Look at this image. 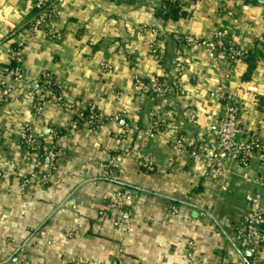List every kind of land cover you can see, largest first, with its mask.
I'll return each instance as SVG.
<instances>
[{"label":"crops","instance_id":"0c3cea01","mask_svg":"<svg viewBox=\"0 0 264 264\" xmlns=\"http://www.w3.org/2000/svg\"><path fill=\"white\" fill-rule=\"evenodd\" d=\"M32 4L0 0V90L5 82L12 91L10 100L0 104V264L20 259L75 264L77 257L90 264L236 261L235 228L246 211V197L259 189L261 159L247 167L226 159V172L217 182L203 174L200 160L178 151L174 141L198 145L207 140L224 110V94L244 99L241 123L264 136V5L196 0L183 7L184 17L174 20L156 15L157 1L58 0L53 25L64 38L56 41L44 31L31 35L27 29ZM219 34L256 55L252 70L247 57L232 63L222 54L213 62L204 47H184L178 39L211 40ZM152 39L162 45L161 61L150 54ZM19 43H24V71L32 89L49 73L69 102L81 101L106 115L120 113L122 124L107 123L98 132L81 124L69 134L74 112L56 102H48L36 116L24 98L30 89L2 75ZM155 76L170 82L168 95L136 89V77ZM156 115L170 122L166 131L148 139L132 130L121 140L124 124L143 127ZM25 125L42 134L47 145L65 151L58 175L48 184L38 179L23 184L34 171L33 157L23 156L18 137ZM120 152L122 173L100 166ZM145 155L156 162L155 170L141 166ZM125 188L134 189L135 196L119 207L111 196ZM120 216L130 224L116 225ZM40 230L45 234L37 237ZM190 242L197 246L192 257ZM246 256L264 264V244Z\"/></svg>","mask_w":264,"mask_h":264},{"label":"built area","instance_id":"2783aa9c","mask_svg":"<svg viewBox=\"0 0 264 264\" xmlns=\"http://www.w3.org/2000/svg\"><path fill=\"white\" fill-rule=\"evenodd\" d=\"M32 5L33 9L37 10V13L31 15L27 21V29L31 35L39 31H44L50 39L61 41L64 38V34L57 31L53 25L57 14L58 0H33ZM178 39L184 47H204L213 62H216L222 54L226 55L232 63L240 59H246L248 56V50L226 42L223 34H219L211 40L198 39L190 35H183L178 37ZM18 45L19 47L13 49L11 54V61L15 62V66L4 70L2 75H7L13 83L24 84L27 89H30L24 98L32 102L33 111L36 116H41L48 102H56L74 112V119L68 129L69 134H73L79 130L81 125L80 121L90 132L100 131L107 123H113L115 125L122 124L125 118L120 113L106 115L89 104H83L81 101L69 102L62 85L49 73H44L37 87L32 89V85L27 81L24 71V55L22 50L24 43H19ZM261 49L264 52V48ZM149 51L156 60L161 61L163 59V48L159 41L150 40ZM103 66L104 69L111 70L108 64H103ZM3 85L4 87L0 90V104L7 103L12 95L10 87L5 82H3ZM135 87L140 92L154 90L164 96L168 95L172 89V85L167 79L156 76L148 80L136 77ZM223 98L225 100L224 110L217 123L210 128V132L207 134V140L198 145H194L187 139L179 138L174 141V144L178 151L182 153L188 152L193 158L200 160L204 165L203 174L217 182L222 180L226 172V159H233L244 167L249 166L257 157L261 159L262 169L256 179L259 189L246 197V211L241 215L235 228L236 246L239 257L236 261L227 263L259 264L255 258L249 260L246 254L248 251H258L264 244V136L260 133L249 131L248 127L241 123L240 116L245 107V101L242 97L224 94ZM254 102L259 104L258 99H255ZM189 116L194 118L195 112L190 110ZM169 126L170 122L162 115L154 116L143 127H130V125L124 124L123 128L125 132L122 133L121 140L125 141L127 134L132 130L145 135L148 139H152L157 134L166 131ZM18 137L23 156H31L34 161V171L30 176L24 177L23 184L27 185L36 179L43 184L50 183L59 173L65 151L55 143L48 145L44 143L43 135L36 133L31 125H25L20 130ZM3 140L4 129L0 126V150ZM123 158L124 153L120 152L114 155L110 161L100 166L113 174L122 173L123 170L120 163L123 161ZM173 162H170L169 166H172ZM140 164L147 171H153L157 167L156 162L150 155L141 157ZM110 178L114 179V176L112 175ZM134 196V189L125 188L123 191H118L113 194L111 199H114L117 206L123 207L126 203L132 201ZM177 213V208L174 207L172 214L176 215ZM103 217H106V215L104 214ZM115 224L118 226L121 224L128 226L130 222L123 220L120 216ZM44 234L45 232L43 230L36 231L35 233L37 237L43 236ZM196 247L195 242L189 243V257L193 256ZM16 263L28 264L23 259H20ZM74 263L90 264L81 257L75 258Z\"/></svg>","mask_w":264,"mask_h":264},{"label":"trees","instance_id":"16d2710c","mask_svg":"<svg viewBox=\"0 0 264 264\" xmlns=\"http://www.w3.org/2000/svg\"><path fill=\"white\" fill-rule=\"evenodd\" d=\"M127 2H136L137 0H126ZM252 3H259L257 0H248ZM37 13L36 9H33L32 15ZM156 15L162 19H179L180 17H184L186 15L185 11L181 9L179 4L173 0H162L161 4L156 8ZM19 47L18 44L13 46V49H17ZM247 60L250 62L251 70L255 65L256 55L253 53H248ZM15 66V62L11 61V63L5 67V70H8ZM80 124L82 122L80 121Z\"/></svg>","mask_w":264,"mask_h":264},{"label":"rangeland","instance_id":"374dc122","mask_svg":"<svg viewBox=\"0 0 264 264\" xmlns=\"http://www.w3.org/2000/svg\"><path fill=\"white\" fill-rule=\"evenodd\" d=\"M150 1H151V2H152V1H157L159 5H160L161 2H162V0H150ZM173 1H176V2L179 4V6L181 7V9L183 10V7L186 6V4H189L190 2H194V1H196V0H173ZM159 5H158V6H159ZM183 11H184V10H183Z\"/></svg>","mask_w":264,"mask_h":264},{"label":"water","instance_id":"95a60500","mask_svg":"<svg viewBox=\"0 0 264 264\" xmlns=\"http://www.w3.org/2000/svg\"><path fill=\"white\" fill-rule=\"evenodd\" d=\"M259 3H261L262 5H264V0H257Z\"/></svg>","mask_w":264,"mask_h":264}]
</instances>
